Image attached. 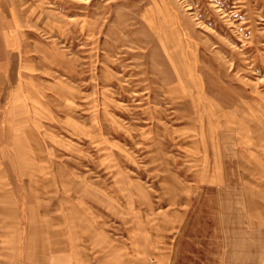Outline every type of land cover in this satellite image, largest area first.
Wrapping results in <instances>:
<instances>
[{
    "label": "rangeland",
    "instance_id": "1",
    "mask_svg": "<svg viewBox=\"0 0 264 264\" xmlns=\"http://www.w3.org/2000/svg\"><path fill=\"white\" fill-rule=\"evenodd\" d=\"M26 238L264 264V0H0V264Z\"/></svg>",
    "mask_w": 264,
    "mask_h": 264
},
{
    "label": "crops",
    "instance_id": "2",
    "mask_svg": "<svg viewBox=\"0 0 264 264\" xmlns=\"http://www.w3.org/2000/svg\"><path fill=\"white\" fill-rule=\"evenodd\" d=\"M71 254H70V251H69V254H70V258L67 260L66 263H64V260L62 258V253L64 252V248L63 247H60L59 246V249L58 247L55 248L56 252L57 253V257L54 259L57 261L56 264H85V260H81L80 258V245L79 244H76V245H72L71 246ZM103 247V246H101ZM10 250V248L8 249ZM63 250V252L61 251ZM103 250V251H101ZM100 250V252H102L103 254H101V258L99 259V263L98 264H109V262H107L106 260H108L109 256H108V251L106 252V247L105 248H102ZM9 253V257H12V259H9V261H7V263H12V264H16V262H21V264H27V238L24 242V246H21L19 249L17 248V250H15V253L13 252H10L8 251ZM59 253L61 255H59ZM54 254V253H53ZM108 256V257H107ZM19 257V258H17ZM108 258V259H107Z\"/></svg>",
    "mask_w": 264,
    "mask_h": 264
}]
</instances>
